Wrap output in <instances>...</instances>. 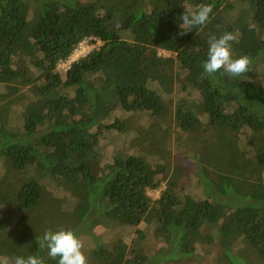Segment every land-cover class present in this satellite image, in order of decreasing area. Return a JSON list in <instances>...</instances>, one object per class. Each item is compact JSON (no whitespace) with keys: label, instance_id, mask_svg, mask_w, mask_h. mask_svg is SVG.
Returning a JSON list of instances; mask_svg holds the SVG:
<instances>
[{"label":"trees","instance_id":"1","mask_svg":"<svg viewBox=\"0 0 264 264\" xmlns=\"http://www.w3.org/2000/svg\"><path fill=\"white\" fill-rule=\"evenodd\" d=\"M203 4L209 21L183 26ZM225 31L251 60L243 77L203 71ZM89 38L100 45L56 72ZM0 85L1 255L16 244L58 264L38 241L65 229L88 264H264V0H0ZM122 96L172 133L170 157L121 147L145 134L121 120ZM234 152L240 170L224 173Z\"/></svg>","mask_w":264,"mask_h":264},{"label":"rangeland","instance_id":"2","mask_svg":"<svg viewBox=\"0 0 264 264\" xmlns=\"http://www.w3.org/2000/svg\"><path fill=\"white\" fill-rule=\"evenodd\" d=\"M116 1V0H115ZM162 0H153V2H159ZM35 21L38 19V16H34ZM96 43L97 41H93L91 39V41L87 42L82 50H80L78 53L72 54V56L69 58L72 61H77L78 59H80L81 57H84L87 53H89L91 50L95 49L96 47ZM159 54H166L164 52H160ZM73 55H75L73 57ZM182 79L177 76L174 78V81L171 82L172 85H174L176 88V91L179 92L180 91V85L182 84ZM1 86L0 85V92H1ZM185 93H187L192 99H194L195 101H197V93L192 90V89H187L185 91ZM11 98H6V103H3L0 105V113L5 110V112H7L9 110V104H7L9 102ZM115 107L118 110V114L120 113V118L121 120H123L125 122V124L128 123L129 128L128 130L130 131H135L137 130V128L139 127L140 129H142L143 131H145V134H141L138 137H136V135L132 138L131 135L127 134V142H122L121 147L134 151L137 150L138 151H145V153L148 155L147 159L148 161L154 163L155 161H158L159 159L162 158H166V157H170V154L168 153L167 149L168 144L167 142H163L164 141H168L169 136L172 135L171 132H169L161 122H158L156 119L151 118L150 116L148 117L147 114L142 115V114H138L136 112H134L128 103V98L126 96H122L120 98V100L118 102H116ZM109 120H105L103 122V124L107 125L109 124ZM103 125L101 126H97L94 128L93 132L95 134H99V135H105L103 137L102 142H100V146L101 147H106V144L109 143L107 141H111V140H115V134L114 133H108L104 131V129L102 128ZM139 129V130H140ZM137 130V131H139ZM117 133V132H116ZM120 134L123 135V133L119 132ZM220 134V136H222L223 139H226V144H228L232 149L233 148H237L236 146V141L230 137L231 135L228 134L226 129H222L218 132ZM118 134V133H117ZM247 134H249V132H247ZM174 136V135H173ZM225 136V137H224ZM230 137V138H229ZM158 139H160L162 141V143L158 142ZM139 141H144V142H139ZM114 143V142H113ZM116 143V142H115ZM139 153V152H138ZM242 156V154L234 152L233 156L231 159H229L226 163L223 164V169L222 171L224 173H231L234 174L236 172H238L240 170V166H238L239 163V159ZM175 164V163H174ZM176 167L181 171V167H183L182 165H174L173 166V172L174 170H176ZM192 166H188V169H191ZM179 171V172H180ZM178 172V174H179ZM175 173V172H174ZM163 187L161 189L158 190H149L148 191V195L150 196V198L152 200H156L160 197L161 193H162ZM83 205V204H82ZM144 227V224H142L140 226V228L142 229ZM120 230H124V228L119 229ZM130 230V229H129ZM131 231V230H130ZM17 245L15 244L11 249L14 250L12 251L11 249L8 250H4L5 254H7L8 258H6L3 254H0V264H14V259L17 256H21L18 254V252L16 251L17 249ZM34 255V253H24L23 255ZM24 257V256H23ZM28 256H26L25 258H27Z\"/></svg>","mask_w":264,"mask_h":264},{"label":"clouds","instance_id":"3","mask_svg":"<svg viewBox=\"0 0 264 264\" xmlns=\"http://www.w3.org/2000/svg\"><path fill=\"white\" fill-rule=\"evenodd\" d=\"M212 11L210 4L200 5L195 11H185L181 14L182 24L189 29L203 26L209 21ZM184 33L181 31L180 34ZM235 39V35L227 31L219 37L213 35L209 38L207 59L202 63L204 73L214 77L223 69L231 77H243L250 70L251 60L247 55L233 58L231 42ZM38 244L41 250H48L49 257H58V264H88L82 250L83 243L72 230H48L39 238ZM14 264H44V261L36 255H29L27 258L17 256Z\"/></svg>","mask_w":264,"mask_h":264},{"label":"built area","instance_id":"4","mask_svg":"<svg viewBox=\"0 0 264 264\" xmlns=\"http://www.w3.org/2000/svg\"><path fill=\"white\" fill-rule=\"evenodd\" d=\"M89 41H91V38L82 40V41L79 43L77 49L74 51L73 54L78 53L80 50H82L83 46H84L87 42H89ZM96 45H100V43L97 41ZM96 48H97V47H96ZM74 56H75V55H73V57H74ZM72 62H74V61H72L71 59H68V60L65 61V62H61V63H59V64L57 65L56 69H55L56 72H58L59 74H62V75L65 74L66 71L69 69L70 64H71Z\"/></svg>","mask_w":264,"mask_h":264}]
</instances>
